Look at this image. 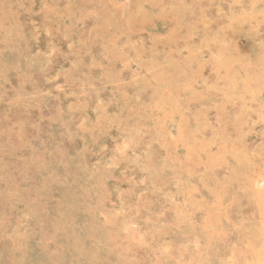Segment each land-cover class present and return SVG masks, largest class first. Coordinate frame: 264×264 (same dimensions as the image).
<instances>
[{
  "label": "rangeland",
  "instance_id": "1",
  "mask_svg": "<svg viewBox=\"0 0 264 264\" xmlns=\"http://www.w3.org/2000/svg\"><path fill=\"white\" fill-rule=\"evenodd\" d=\"M0 264H264V0H0Z\"/></svg>",
  "mask_w": 264,
  "mask_h": 264
}]
</instances>
